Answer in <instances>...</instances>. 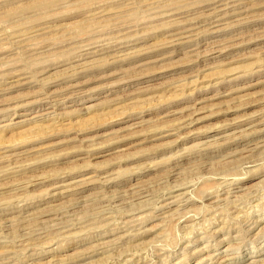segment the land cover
Wrapping results in <instances>:
<instances>
[{
    "label": "rangeland",
    "instance_id": "374dc122",
    "mask_svg": "<svg viewBox=\"0 0 264 264\" xmlns=\"http://www.w3.org/2000/svg\"><path fill=\"white\" fill-rule=\"evenodd\" d=\"M0 264H264V0H0Z\"/></svg>",
    "mask_w": 264,
    "mask_h": 264
},
{
    "label": "bare ground",
    "instance_id": "6f19581e",
    "mask_svg": "<svg viewBox=\"0 0 264 264\" xmlns=\"http://www.w3.org/2000/svg\"><path fill=\"white\" fill-rule=\"evenodd\" d=\"M240 1H241V0H240ZM178 7H179V6H178ZM183 7H184V6H183ZM148 8H149V7H148ZM181 8H182V7H181ZM233 8H234V7H233ZM155 9H156V8H155ZM135 11H136V10H135ZM222 12H223V11H222ZM130 13H131V12H130ZM228 14H230V13H228ZM117 15H118V14H117ZM132 15H134V14H131V16H132ZM137 15H138V14H137ZM213 15H214V16H213L214 19H215V20L217 19V21H221V20L224 18V17L221 15V11H220V10L216 11L215 14H213ZM120 16H123V15H120ZM207 17H208V16H207ZM120 18H122V17H120ZM123 18H124V16H123ZM125 18H126V17H125ZM129 18L131 19V17H129ZM126 19H127V18H126ZM130 19H129V20H130ZM209 19H210V18H209ZM131 20H132V19H131ZM218 23H219V22H218ZM210 24H211V23H210ZM228 25H229V24H228ZM232 28H233V27H232ZM216 29H217V28H216ZM180 35H181V34H180ZM195 35H196V33H195ZM187 36H188V35H187ZM193 36H194V35H193ZM177 37H179V36H177ZM180 37H181V36H180ZM183 38H184V37H183ZM183 38H182V39H183ZM176 39H177V38H176ZM184 39L189 40V39H191V37H188V38L185 37ZM184 39H183V40H184ZM177 41H179V43H180V39H177ZM181 42H183V41H181ZM190 42H191V41H186V43H190ZM192 42H194V40H193ZM170 43H171V41H170ZM175 43H176V42H175ZM173 44H174V43H173ZM180 44H181V43H180ZM180 44H179V45H180ZM171 45H172V44H171ZM174 46H175V45H174ZM177 46H178V45H177ZM186 46H187V45H186ZM182 48H183V47H182ZM195 48H196V46H195ZM195 48H194V49H195ZM190 49H191V48H190ZM192 49H193V48H192ZM187 52H188V51H187ZM189 52H190V53H189V54H190L189 56H191V57L194 56L195 53L192 54V53H193V50H191V51H189ZM196 52H197V50H196ZM214 52H215V51H214ZM217 52H218V51H217ZM210 53H211V52H210ZM212 53H213V52H212ZM196 54H197V53H196ZM187 55H188V54H187ZM197 55H198V54H197ZM65 91H66V90H65ZM63 94H64V93H63ZM72 96H73V95H72ZM50 97H52V96H50ZM70 97H71V96H70ZM42 98H43V97H42ZM48 98H49V97H48ZM54 98H55V97H54ZM46 99H47V98H46ZM64 99H65V98H64ZM64 99H63V101H64ZM41 100H42V99H41ZM44 100H45V99H44ZM53 100H55V99H53ZM53 100H52V101H53ZM60 100H61V99H60ZM46 101H47V100H46ZM49 101H51V100L49 99ZM63 101H62V102H63ZM57 102H58V101H57ZM59 102H60V101H59ZM54 104H55V103H54ZM57 104H58V103H57ZM61 104H62V103H61ZM61 104H60V105H61ZM46 106H48V105H46ZM51 107H52V106H51ZM54 107H56V105H55ZM46 109H48V108H45V110H46ZM45 110H44V111H45ZM46 111H47V110H46ZM48 112H50V111H48ZM45 113H46V112H45ZM40 116H41V114H40ZM38 117H39V116H38ZM163 215H164V214H163Z\"/></svg>",
    "mask_w": 264,
    "mask_h": 264
}]
</instances>
